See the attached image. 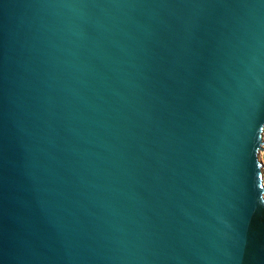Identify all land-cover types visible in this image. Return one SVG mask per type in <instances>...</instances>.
<instances>
[{
	"label": "water",
	"instance_id": "95a60500",
	"mask_svg": "<svg viewBox=\"0 0 264 264\" xmlns=\"http://www.w3.org/2000/svg\"><path fill=\"white\" fill-rule=\"evenodd\" d=\"M264 0H0V264H264Z\"/></svg>",
	"mask_w": 264,
	"mask_h": 264
},
{
	"label": "rangeland",
	"instance_id": "374dc122",
	"mask_svg": "<svg viewBox=\"0 0 264 264\" xmlns=\"http://www.w3.org/2000/svg\"><path fill=\"white\" fill-rule=\"evenodd\" d=\"M262 140H263V142H264V131H263V135H262ZM262 148H263V150H260L259 152H258V154H259V156H258V158H259V160H261L262 161V163H263V168H262V173H263V176H262V183L264 184V144H263V146H262ZM263 187H264V185H263Z\"/></svg>",
	"mask_w": 264,
	"mask_h": 264
},
{
	"label": "bare ground",
	"instance_id": "6f19581e",
	"mask_svg": "<svg viewBox=\"0 0 264 264\" xmlns=\"http://www.w3.org/2000/svg\"><path fill=\"white\" fill-rule=\"evenodd\" d=\"M258 156H259V154H258ZM261 161V160H260ZM261 163H262V161H261ZM262 166H263V163H262ZM263 168V167H262ZM264 185V184H263ZM263 196H264V194H263Z\"/></svg>",
	"mask_w": 264,
	"mask_h": 264
}]
</instances>
